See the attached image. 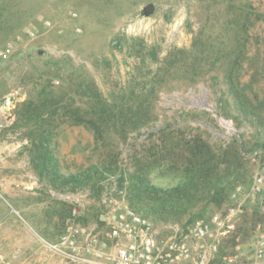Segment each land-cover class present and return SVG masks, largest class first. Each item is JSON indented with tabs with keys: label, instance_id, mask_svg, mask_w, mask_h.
Here are the masks:
<instances>
[{
	"label": "rangeland",
	"instance_id": "rangeland-1",
	"mask_svg": "<svg viewBox=\"0 0 264 264\" xmlns=\"http://www.w3.org/2000/svg\"><path fill=\"white\" fill-rule=\"evenodd\" d=\"M231 78L264 107V0H0V264H20L28 230L55 257L48 242L70 226L100 232L110 263L104 216L122 198L132 207L130 173L151 165L168 182L199 134L218 153L242 145L246 181L218 207L145 217L160 238L174 223L187 230L198 214L236 207L234 228H215L214 263L262 264L253 247L264 191L252 187L264 176V136L237 110ZM161 127L169 135L151 132ZM43 139L65 175L102 162L117 173L95 186L45 176L53 168L41 165Z\"/></svg>",
	"mask_w": 264,
	"mask_h": 264
},
{
	"label": "trees",
	"instance_id": "trees-1",
	"mask_svg": "<svg viewBox=\"0 0 264 264\" xmlns=\"http://www.w3.org/2000/svg\"><path fill=\"white\" fill-rule=\"evenodd\" d=\"M228 84L235 106L241 112L242 118L257 122L259 131L264 136V107L245 93L241 79L236 82L231 78ZM105 111V108H102L99 116H102ZM94 127L99 130L97 125L94 124ZM151 132L154 134L164 132L165 135H169L165 127L151 130ZM39 143L43 151L41 165L45 169L53 168L52 172L43 175L59 177L54 180L65 178L66 183L95 186L105 180L107 174L117 173V166L113 163L102 162L90 164L82 171L65 175L50 152L48 141L43 139ZM258 143L260 148H264V141ZM185 150L189 154L185 157L184 163L179 167L172 166L175 170L166 183L158 182L157 178L150 174L148 170L152 168L151 165L140 167L130 173L131 205L134 209L155 220L174 221L201 202L206 201L213 207L222 205L231 190L246 181L248 171L242 160L244 158L242 145H234L233 148L218 153L213 149L212 142L204 140L199 134L188 141ZM56 172L59 173L57 176ZM197 219L209 220L210 217L201 213L189 219L187 223L190 224Z\"/></svg>",
	"mask_w": 264,
	"mask_h": 264
},
{
	"label": "built area",
	"instance_id": "built-area-1",
	"mask_svg": "<svg viewBox=\"0 0 264 264\" xmlns=\"http://www.w3.org/2000/svg\"><path fill=\"white\" fill-rule=\"evenodd\" d=\"M252 188L258 193L264 191L263 175L256 176ZM236 214L237 208L232 207L226 214L218 212L209 220L193 221L187 230L174 223V233L159 238L153 221L122 198L104 216L107 225L104 236L114 244L113 251L106 256L110 263L103 260L107 242L92 228L70 226L66 234L48 245L66 264H190L191 260H196L195 264H215L218 251L215 228L221 230L219 233L228 234L235 226ZM206 243L210 248H206ZM253 248L255 259L264 264V222L257 227ZM235 257H230L232 264Z\"/></svg>",
	"mask_w": 264,
	"mask_h": 264
},
{
	"label": "crops",
	"instance_id": "crops-1",
	"mask_svg": "<svg viewBox=\"0 0 264 264\" xmlns=\"http://www.w3.org/2000/svg\"><path fill=\"white\" fill-rule=\"evenodd\" d=\"M19 242L20 264H66L65 260L55 253V257L51 253V258H48L49 248L45 246L46 241L40 233L24 231Z\"/></svg>",
	"mask_w": 264,
	"mask_h": 264
},
{
	"label": "water",
	"instance_id": "water-1",
	"mask_svg": "<svg viewBox=\"0 0 264 264\" xmlns=\"http://www.w3.org/2000/svg\"><path fill=\"white\" fill-rule=\"evenodd\" d=\"M155 10V5L153 3H149L145 6V12L146 13H152ZM115 45H118L119 42L117 40H115L114 42Z\"/></svg>",
	"mask_w": 264,
	"mask_h": 264
}]
</instances>
